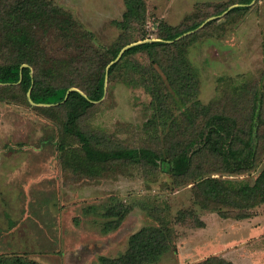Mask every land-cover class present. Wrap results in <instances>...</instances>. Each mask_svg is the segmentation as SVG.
Here are the masks:
<instances>
[{
	"label": "rangeland",
	"instance_id": "obj_1",
	"mask_svg": "<svg viewBox=\"0 0 264 264\" xmlns=\"http://www.w3.org/2000/svg\"><path fill=\"white\" fill-rule=\"evenodd\" d=\"M52 1L72 14L80 26L77 32H89L84 41L90 39L106 59L110 57L108 48L117 43L132 44L145 37L171 45L199 33L198 41L187 46L184 54L199 82L198 99L210 105L212 112H228L240 126L247 127L244 120L249 117L253 91L264 83V0L253 4L242 0H145V31L136 24L124 29L119 26L127 9L126 0ZM240 7L244 9L235 11ZM212 17L215 19L181 39H163L168 30L182 31ZM50 36L44 39L48 56L78 53ZM168 56H178L175 46L160 52L158 60L165 63ZM135 60L144 63L142 69L132 68L128 59L114 79L107 76L104 97L83 116L81 126L102 146L163 151L188 137L189 127L201 128L207 116L193 111L196 124L186 121L180 133L168 139L171 131L170 124H164L166 116L158 125L149 124L155 103L143 85L150 61L141 54ZM5 61L0 57V62ZM153 67L159 78H152V84L164 95H174L175 99L169 97L166 103L170 102L175 114L181 115L185 107L177 108L181 98L174 86L183 85L177 75L183 78L184 64L169 69L176 81L168 77L163 64ZM1 86L0 260L19 257L38 264H102L101 257L124 254L132 234L142 227L157 225L155 219L163 216L158 213L162 209L175 228L178 247V255L171 253L162 264H193L209 256L223 257L234 264H264L263 204L256 210L205 209L194 196V177L199 170L193 166L189 175L175 177L169 172L168 159L158 167L114 162L97 175L83 173L77 168L75 153L59 150L64 134L62 122L36 108L47 105H34L28 96L26 103L17 89L2 94ZM261 122L255 121V129L262 137L255 169L230 175L218 171L222 166L209 156L203 159L201 171L220 179L253 183L264 168ZM184 210H193L197 215L178 220L176 216ZM247 213L251 216L240 218Z\"/></svg>",
	"mask_w": 264,
	"mask_h": 264
},
{
	"label": "trees",
	"instance_id": "obj_2",
	"mask_svg": "<svg viewBox=\"0 0 264 264\" xmlns=\"http://www.w3.org/2000/svg\"><path fill=\"white\" fill-rule=\"evenodd\" d=\"M252 1L242 0L243 3ZM126 8L124 20L118 23L119 26L124 29L136 24L145 31L147 24L146 1L126 0ZM241 9L244 8H235V11ZM73 18L70 12L60 8L52 0H0V57L7 60L0 62L2 94L9 93L11 89H17L22 95L21 98L23 97L24 101L29 103L27 93L33 83L32 99L37 104L47 105L36 108L44 115L57 118L62 122L64 134L58 147L60 151L75 153L74 160L76 163L78 161V170L88 175H97L114 162L139 163L158 167L161 162L168 159L169 172L175 177L189 175L193 166L199 170L194 177V196L196 202L203 205L205 209L233 207L238 209L255 208L256 210V207L264 204V168L253 183L220 179L213 177L208 171H201L203 159L209 156L222 166L218 171L230 175L255 169L262 140L255 129V121L264 122L262 119L264 118V83L253 91L248 108L249 117L244 120L247 127L240 126L235 120L236 118L229 115L228 112L223 113L218 110L212 112L210 105H203L198 99L199 82L192 65L184 54L187 46L198 41L199 33L171 45L153 40L135 45L128 49L121 60L114 63L107 73V66L131 42H121L110 46L108 48L110 57L106 59L104 52L101 53V50L97 49L90 39L84 41L89 36V32L85 30L77 32L80 26ZM201 24L202 22H199L182 31L173 30L171 32L168 30V33L163 35V39L176 40L182 34L196 29ZM47 35H51L50 38L54 36L53 39L64 42L66 49L79 50L78 53L65 57L48 56L47 47L44 45ZM141 40L145 41L146 38L143 37ZM168 46L173 48L175 46L178 56L175 59L168 56L166 62L163 63L158 60V54L167 51ZM93 51L94 54H92ZM3 54L9 55L4 57ZM139 54L146 56L150 61V64L145 67L146 77L144 78L145 85H143L151 93L155 103L153 118L150 119L149 124L158 125L160 118L166 116L164 124H170L169 131L171 132L167 137L171 139L175 133H180L182 125L186 121L191 125L196 124L194 115H192L193 111L207 116V120L201 128L189 127L191 132L188 137L171 143L163 151L146 147L119 146L110 148L102 146L96 136L88 133L81 126L83 116L94 106L95 102L104 97L108 75L110 80L114 79L116 71L124 63L126 64L128 59H131L132 68L142 69L144 63L135 60V56ZM158 63L165 66L167 75L172 81H176V78L170 74L172 73L169 70L170 67L179 63L184 64L183 78L177 75L183 85L174 86L178 89L176 94L181 98L180 103H177V108L185 107L181 115L175 114L170 102L166 103L169 97L174 100V95L172 93L164 95L162 90L157 89V86L151 82L152 78H159L157 70L153 67V64ZM24 64H27L28 67L22 68ZM181 66L178 67V70L181 69ZM32 67L35 69L34 76ZM84 67L88 68L87 72L84 71ZM74 87L83 90L87 97L78 91H71L67 100L64 101L68 89ZM211 105L215 106L213 103ZM179 212L176 216L178 220L197 215L193 210ZM108 213L110 214V211ZM158 213H162L163 216H157L155 219L158 222L157 225L142 227L132 234L127 251L117 258L101 257L102 264H162V260L171 253L177 256L175 228L171 226L168 214L162 212V209H159ZM250 216L251 214L247 213L240 218ZM0 262V264H38L19 257L2 258ZM193 264L234 263L223 257L209 256Z\"/></svg>",
	"mask_w": 264,
	"mask_h": 264
},
{
	"label": "water",
	"instance_id": "obj_3",
	"mask_svg": "<svg viewBox=\"0 0 264 264\" xmlns=\"http://www.w3.org/2000/svg\"><path fill=\"white\" fill-rule=\"evenodd\" d=\"M255 1H256V0H253L250 4H253ZM236 6H237V5L232 6V7H230L229 9H232V8H234V7H236ZM226 12H227V11H226ZM226 12H224V13H226ZM224 13H223V14H224ZM213 19H215V17H212V18L208 19L207 21L203 22V23H202L199 27H197L196 29L191 30V31H189V32H186V33L182 34L181 36H179L178 38H176V40L181 39V38H183V37H185V36H187V35H189V34H191V33L196 32L197 30H199L200 28L204 27L208 22L212 21ZM147 41H150V40L140 41V42L132 43V44H129V45L125 46V47L120 51V53L118 54L117 58H116L112 63H110V64L108 65V67H107V73H108V71H109V68H110L114 63H116L117 61H119V60L121 59V57L123 56V54H124L128 49L132 48V47L135 46V45H138V44H140V43L147 42ZM23 67H28V65H27V64H24V65H22V68H23ZM106 81H107V77H106ZM32 88H33V83H32V86L30 87V89H29V91H28V93H27V96H28L29 101H30L32 104H34V105H41V104H37V103L34 102V100L32 99V97H31V94H32ZM71 91H78V92H80L82 95H84L85 97H87V96H86L82 91H80L79 89H77V88H70V89H68V91H67V93H66V96H65L64 101L67 100V98H68V96H69V93H70ZM64 101H63V102H64Z\"/></svg>",
	"mask_w": 264,
	"mask_h": 264
},
{
	"label": "crops",
	"instance_id": "obj_4",
	"mask_svg": "<svg viewBox=\"0 0 264 264\" xmlns=\"http://www.w3.org/2000/svg\"><path fill=\"white\" fill-rule=\"evenodd\" d=\"M262 206H263L262 208H264V204H263ZM254 218H256V217H253V219H254ZM262 224H263V223H262ZM261 226H263V225H261ZM259 254H260V253H259Z\"/></svg>",
	"mask_w": 264,
	"mask_h": 264
}]
</instances>
